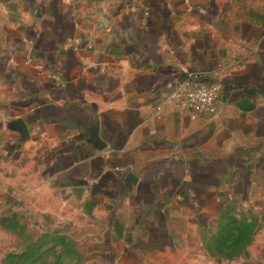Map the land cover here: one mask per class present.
Wrapping results in <instances>:
<instances>
[{
  "label": "crops",
  "instance_id": "1",
  "mask_svg": "<svg viewBox=\"0 0 264 264\" xmlns=\"http://www.w3.org/2000/svg\"><path fill=\"white\" fill-rule=\"evenodd\" d=\"M23 7L0 48V189L76 211L101 264H203L216 237L264 251V0ZM184 68L222 84L218 112L165 101Z\"/></svg>",
  "mask_w": 264,
  "mask_h": 264
},
{
  "label": "rangeland",
  "instance_id": "2",
  "mask_svg": "<svg viewBox=\"0 0 264 264\" xmlns=\"http://www.w3.org/2000/svg\"><path fill=\"white\" fill-rule=\"evenodd\" d=\"M33 2L34 0H0V48L20 9ZM239 2H243L246 8L256 5V0ZM12 176L21 177L18 173H12ZM16 187L13 184L7 192L0 189V196L9 198L6 202L0 201V264H101L100 258L97 259L91 248L92 227L81 220L76 211H67L64 204L54 203V197L50 198L52 202L49 204L47 195L45 204L36 205L32 195L20 198L18 193L22 191ZM44 192L48 194L47 190ZM17 196L22 200L17 201ZM250 211L254 213L256 210L252 207ZM251 225L253 234H256L264 226V222L258 220ZM206 239L205 246L215 248L216 251L201 254L202 257L206 256L203 264H209L210 261V264H264L260 237H234L238 244L233 246L231 252L226 247L227 253L220 251L224 244L221 237ZM191 256L192 254L187 255ZM103 259L106 260L101 258L104 264Z\"/></svg>",
  "mask_w": 264,
  "mask_h": 264
},
{
  "label": "built area",
  "instance_id": "3",
  "mask_svg": "<svg viewBox=\"0 0 264 264\" xmlns=\"http://www.w3.org/2000/svg\"><path fill=\"white\" fill-rule=\"evenodd\" d=\"M222 84L202 78L198 71L184 68V75L168 92L166 102L180 110L195 113H216Z\"/></svg>",
  "mask_w": 264,
  "mask_h": 264
}]
</instances>
